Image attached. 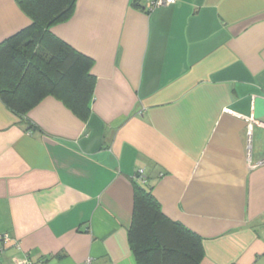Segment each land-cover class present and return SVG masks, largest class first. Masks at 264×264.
I'll list each match as a JSON object with an SVG mask.
<instances>
[{
  "label": "crops",
  "instance_id": "1",
  "mask_svg": "<svg viewBox=\"0 0 264 264\" xmlns=\"http://www.w3.org/2000/svg\"><path fill=\"white\" fill-rule=\"evenodd\" d=\"M77 0L55 25L94 60L91 110L28 128L0 96V264H138L135 186L204 240L200 264H264V0ZM32 23L0 0V43Z\"/></svg>",
  "mask_w": 264,
  "mask_h": 264
},
{
  "label": "trees",
  "instance_id": "2",
  "mask_svg": "<svg viewBox=\"0 0 264 264\" xmlns=\"http://www.w3.org/2000/svg\"><path fill=\"white\" fill-rule=\"evenodd\" d=\"M32 23L0 43V96L28 128L37 125L29 112L55 96L82 117L91 110L96 78L94 60L55 35L68 21L77 0H18ZM135 186V211L128 239L138 264H200L203 237L171 219L153 194V185Z\"/></svg>",
  "mask_w": 264,
  "mask_h": 264
},
{
  "label": "built area",
  "instance_id": "3",
  "mask_svg": "<svg viewBox=\"0 0 264 264\" xmlns=\"http://www.w3.org/2000/svg\"><path fill=\"white\" fill-rule=\"evenodd\" d=\"M175 2H176V0H153L152 6L153 7L162 6L165 4H171V3H175ZM140 173L143 175V170H141ZM0 241H4V242L10 241V235L8 233L0 234ZM22 264H38V263L30 262V261H24ZM85 264H94L93 259L92 258L87 259Z\"/></svg>",
  "mask_w": 264,
  "mask_h": 264
}]
</instances>
